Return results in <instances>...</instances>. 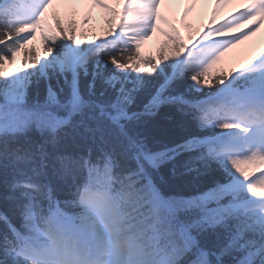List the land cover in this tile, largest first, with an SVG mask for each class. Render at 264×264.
Masks as SVG:
<instances>
[{"label":"snow or ice","instance_id":"obj_1","mask_svg":"<svg viewBox=\"0 0 264 264\" xmlns=\"http://www.w3.org/2000/svg\"><path fill=\"white\" fill-rule=\"evenodd\" d=\"M87 2L107 28L85 43L74 20L46 22L57 0H0V264H264V56L213 72L264 24V0L190 48L165 0ZM186 2L185 18L198 0ZM36 33L42 55L27 48ZM157 33L158 55H142ZM22 52L19 74L6 71ZM162 106L190 120L153 151L129 125ZM169 162L211 186L162 195L149 169Z\"/></svg>","mask_w":264,"mask_h":264},{"label":"trees","instance_id":"obj_2","mask_svg":"<svg viewBox=\"0 0 264 264\" xmlns=\"http://www.w3.org/2000/svg\"><path fill=\"white\" fill-rule=\"evenodd\" d=\"M78 5L74 8L72 5L66 6L61 2L56 3L53 8L49 9V19L47 23L54 28V20L52 19L54 14H58L62 23L65 25L69 20H74L77 25V35H84L87 39L93 37L104 38L106 35V19L101 18H90L87 24H84L85 17L88 16L83 11L84 7L89 5L86 3L87 0H81ZM75 5V4H74ZM63 6V7H62ZM62 7V9H60ZM107 16V15H106ZM28 49L35 48L36 52L43 53V42L41 37L38 38V45L35 46L30 43L27 46ZM27 50V49H26ZM254 52V51H251ZM252 54V53H250ZM249 55L239 56L234 58V65L231 70L235 71L236 67H243L246 62L250 60ZM158 55V54H157ZM156 55V56H157ZM253 58V57H251ZM24 60L23 52L21 53V63ZM250 63H248L247 66ZM21 65V64H20ZM9 65H6V67ZM20 69V68H19ZM238 70V69H237ZM55 86V79L52 81ZM87 79H82L81 89L86 93ZM61 85L63 82L61 81ZM202 98L199 94H192L189 99ZM147 102V96L141 95L137 103L131 107L133 112H142L143 105ZM190 118L185 114L179 112L175 107L162 106L151 115H145L138 121L130 123L129 127L141 135V139L145 141L147 146L153 150H162L165 146H171L176 142L182 130L188 127ZM179 161L180 158L178 157ZM152 180L156 184L157 188L161 191L162 195L166 197H193L200 195L207 190L212 184V178L208 175H197L195 172H189L184 169L179 163L169 162L161 165L159 169H149ZM62 196V195H61ZM60 199H63L59 197Z\"/></svg>","mask_w":264,"mask_h":264},{"label":"rangeland","instance_id":"obj_3","mask_svg":"<svg viewBox=\"0 0 264 264\" xmlns=\"http://www.w3.org/2000/svg\"><path fill=\"white\" fill-rule=\"evenodd\" d=\"M214 1H215V0H213V2H214ZM225 4H227V5L229 6L230 3H225ZM205 5H207V1L198 0V3L196 4L195 9L193 10V13L191 14V17H195V16L197 15V13L199 12V10H200L203 6H205ZM230 6H231V5H230ZM230 6H229V7H230ZM235 10H236V9H235ZM231 11L234 12L233 9H232ZM232 14H233V13H232ZM232 14H231V16H232ZM170 15H171L170 13H166V14H165V17L169 20V17H168V16H170ZM231 16H229L228 19H230ZM206 24H209V21H205V22H204V25H206ZM203 27H204V26H203ZM212 27H213V26H212ZM237 30H238V32H240V33H243V32H244V30H243L241 27L238 28ZM156 36H157V34L153 36L152 41H155ZM263 40H264V39H262V40H259V39H258V40H251V41H249L248 39H245V41H246L245 44H252V43H254V42L263 41ZM150 45H151V40L145 42V44L142 45V47L145 49V48L149 47ZM19 65H20V57H19L18 59H17V57H16V60L13 62V64H11V65H9V66L6 67V71H8V72L11 73V74H19V72H20V69H19L20 67H19Z\"/></svg>","mask_w":264,"mask_h":264},{"label":"bare ground","instance_id":"obj_4","mask_svg":"<svg viewBox=\"0 0 264 264\" xmlns=\"http://www.w3.org/2000/svg\"><path fill=\"white\" fill-rule=\"evenodd\" d=\"M249 0H231V4L237 9V11H235L234 15H238L241 11H244L246 9V5L248 4ZM254 25L252 24H245L242 25V29H244L245 31H248L250 28H253ZM264 37V24H260L259 25V29L255 32L254 35H251L248 40H256L259 38H263Z\"/></svg>","mask_w":264,"mask_h":264}]
</instances>
